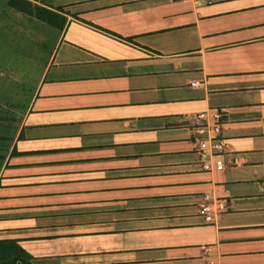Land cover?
<instances>
[{"label":"crops","instance_id":"crops-1","mask_svg":"<svg viewBox=\"0 0 264 264\" xmlns=\"http://www.w3.org/2000/svg\"><path fill=\"white\" fill-rule=\"evenodd\" d=\"M40 1L66 24L27 105L0 103V241L32 264H264V0ZM209 110L222 172L200 168Z\"/></svg>","mask_w":264,"mask_h":264},{"label":"rangeland","instance_id":"rangeland-1","mask_svg":"<svg viewBox=\"0 0 264 264\" xmlns=\"http://www.w3.org/2000/svg\"><path fill=\"white\" fill-rule=\"evenodd\" d=\"M8 1L0 0V103L10 99L22 107L27 105L36 89L58 33L57 29L11 9ZM6 84L10 89L3 92ZM6 124L1 125L0 131H6ZM9 126V137H4L6 141L2 138L7 135L0 133V159L3 161L19 127L14 119ZM244 186L251 191L250 184L244 183Z\"/></svg>","mask_w":264,"mask_h":264},{"label":"built area","instance_id":"built-area-1","mask_svg":"<svg viewBox=\"0 0 264 264\" xmlns=\"http://www.w3.org/2000/svg\"><path fill=\"white\" fill-rule=\"evenodd\" d=\"M184 1H190L197 8L207 2V0ZM197 86V82L191 84V87ZM196 118L198 121H205L204 125L199 124L193 131L196 135L197 152L200 155V168L204 172H222L229 153L227 142L220 136L223 116L217 110H209L198 114ZM227 211L226 200L205 195L201 198L198 216L205 225H214Z\"/></svg>","mask_w":264,"mask_h":264},{"label":"trees","instance_id":"trees-1","mask_svg":"<svg viewBox=\"0 0 264 264\" xmlns=\"http://www.w3.org/2000/svg\"><path fill=\"white\" fill-rule=\"evenodd\" d=\"M8 5L11 9L57 30H63L66 24L65 17L57 11L44 7L43 5L47 6V4L40 0H9ZM11 121H13L12 116L0 114V127L7 123L6 131H0L1 134L7 135L3 136L2 141H6L4 137H9ZM2 162L1 158L0 167ZM0 264H32V258L15 241H0Z\"/></svg>","mask_w":264,"mask_h":264}]
</instances>
